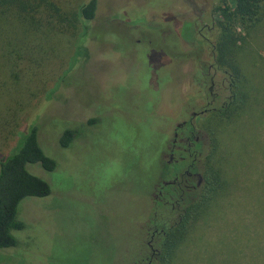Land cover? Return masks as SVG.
<instances>
[{
	"label": "rangeland",
	"instance_id": "rangeland-1",
	"mask_svg": "<svg viewBox=\"0 0 264 264\" xmlns=\"http://www.w3.org/2000/svg\"><path fill=\"white\" fill-rule=\"evenodd\" d=\"M60 1L69 13L88 0ZM96 2L88 29L44 42L43 51L21 61L18 82L0 66V158L34 124L40 147L56 164L53 172L36 170L50 194L21 202L25 228L14 233L15 247L0 250V264H135L150 256L154 225L159 230L181 218L169 205L154 208V188L170 131L191 106L198 111L209 101L196 95L199 66L190 56L202 51L205 67L213 62L212 46L218 56L221 0ZM237 32L244 41L234 55L241 70L234 92L243 104L235 98L231 117L201 122L211 149L192 200L199 198L200 209L193 210L173 264H264V21L249 35L241 27ZM122 34L139 41L137 54L126 42L106 48L104 40L117 42ZM148 46L158 54L170 47L173 54L148 55ZM113 51L117 62L106 60ZM220 67L217 79L227 78L226 65ZM66 129L76 136L62 148ZM208 195L214 199L206 209ZM168 242L155 238L152 264L168 262L161 258Z\"/></svg>",
	"mask_w": 264,
	"mask_h": 264
},
{
	"label": "trees",
	"instance_id": "trees-1",
	"mask_svg": "<svg viewBox=\"0 0 264 264\" xmlns=\"http://www.w3.org/2000/svg\"><path fill=\"white\" fill-rule=\"evenodd\" d=\"M60 3V0H0V66L10 70L15 83L20 78L19 66L22 60L30 57L34 51H43L44 42L54 41L55 36L77 35L81 28L87 30L86 24L95 17L96 0H88L68 11L69 13H63ZM216 11L220 14L216 43L218 62L226 65L236 83L240 80L241 70L234 55L239 53V44L244 41L237 29L241 27L249 35L254 27L264 21V0H221ZM79 49L84 48L81 46ZM238 85L239 82L234 87ZM236 96L234 92L233 99L223 111L224 118L232 116V107L234 108L236 101L237 104H243ZM93 122L96 121L92 120L89 124ZM75 136L74 130L66 129L59 138V146L68 148ZM158 151L159 148L156 151L157 157ZM29 165L34 166L36 174L27 170ZM55 168L54 160L46 156L40 147L37 126L26 125L19 134L16 145L6 156L0 158V250L15 247L17 239L14 233L25 228L18 213L21 202L29 198H44L50 194L48 183L40 178L42 176L36 170L53 172ZM215 173L222 185L221 173ZM211 199L214 198L208 195L206 209L212 202ZM199 207V198L189 200L180 220L164 227L163 237L169 242L164 247L165 253L161 258L163 261L168 260L165 261L166 264H173L176 247L184 240L192 218L196 216L193 210L200 209ZM204 211L205 209L202 210ZM198 215H201L200 212Z\"/></svg>",
	"mask_w": 264,
	"mask_h": 264
},
{
	"label": "flooded vegetation",
	"instance_id": "flooded-vegetation-1",
	"mask_svg": "<svg viewBox=\"0 0 264 264\" xmlns=\"http://www.w3.org/2000/svg\"><path fill=\"white\" fill-rule=\"evenodd\" d=\"M208 30H216L215 24L212 28L209 27ZM106 33H108V30ZM103 42L106 48L110 47V49L113 50L118 49L117 44L126 42L132 46L133 53H135L134 50L137 49V46L139 45V41H137L136 44H133L129 39V35L125 36L123 34L119 35L117 42H114L112 39L104 40ZM211 48L210 56L213 62L208 66L206 65V67L202 62V51L196 52L195 56H190L196 67L199 66L195 71V76H197L196 83L198 86L196 95L201 98L199 102H201L202 99L209 101L201 105L198 111L195 110V106H191L192 112L182 113V121L176 124L170 131L172 138L168 145V159L164 166L161 167L162 173L159 177L160 183L154 188L156 189V193L152 200V204L155 206L154 208L166 207L169 205L170 210L173 212L179 214L182 212L183 214L184 211L181 208L182 205H185L189 200L192 201L196 191L200 190L204 183L202 176V172L204 171L203 159L204 156L210 152L211 140L206 132H204L201 122L210 117L222 116L224 109L233 99L234 86L236 85L235 80L232 78L233 74L228 73L227 71L223 72L227 75V78L217 79V72L222 71V69L220 67V62H218V57H216V52L213 50L215 46H212ZM146 49H148V55H155L156 57H169L170 54H173L170 47L166 48L167 51L162 49L160 54L152 48H149V46L146 47ZM116 53L117 52L113 51V57L112 55L105 56L106 60L109 59L117 62L118 55ZM151 66L154 65L150 64L149 67ZM150 71L151 73H154L155 67L154 69H150ZM155 74L156 79H158L157 85L159 86L160 80L158 73L156 72ZM149 81L150 74L148 82ZM197 103L198 101L196 104ZM213 105H215V107H213ZM164 227V225H161L158 230L154 225L153 232L146 244L147 248L151 251L150 256L144 260L141 259L135 264L141 263L145 260H147L146 264L153 263L155 256L158 255L153 243L155 238L164 236Z\"/></svg>",
	"mask_w": 264,
	"mask_h": 264
}]
</instances>
